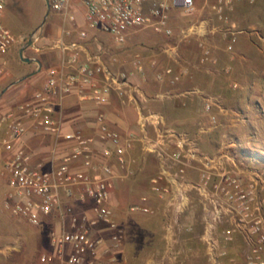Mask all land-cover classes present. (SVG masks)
<instances>
[{"label":"built area","instance_id":"1","mask_svg":"<svg viewBox=\"0 0 264 264\" xmlns=\"http://www.w3.org/2000/svg\"><path fill=\"white\" fill-rule=\"evenodd\" d=\"M200 1L226 22L224 12L232 9L235 0H50L51 11L73 22H77L74 11L84 9V23L94 32L80 27L77 39L56 42L54 46L63 56L59 65L49 68L45 84L32 97L0 114V142L9 153L4 161L8 174L4 208L35 227H44L49 221L56 225L51 233L54 252L42 254V262L57 258L65 264H94L120 247L125 238V229L115 218L112 192L116 163L127 171L126 176L132 173L130 151L137 139L112 127L103 111L96 116L95 131L78 127L64 132L61 111H57L63 99L75 92L102 106L110 102L114 91L124 95L135 90L131 78L135 70H143L144 57L134 53L123 59L100 41L99 33L108 34L117 45H125L132 34L145 28L171 36L170 21L177 16L170 11L177 9L189 16ZM4 10L5 0H0V60L23 40L2 21ZM231 29L227 26L224 34L234 33ZM180 33L185 37L197 34L196 23ZM33 37L36 42L40 36L36 32ZM92 43L96 47L90 52ZM208 56L209 51L204 50L201 62ZM5 64L0 63V77L7 72ZM166 77L175 83L180 74L171 66L156 72L158 80ZM214 105L218 106L214 99L204 98L206 113ZM140 114L145 135L139 140L144 149L168 159L176 169L172 177L165 172L153 177L152 191L163 198L170 190L163 183L171 180L178 182L179 190L183 184L196 187L206 215L205 241L213 264H264V166L249 165L235 154H206L185 132L167 128L158 111ZM210 122L212 128L217 126V117L211 115ZM149 127L153 135L147 132ZM30 129L53 137L48 152L21 143ZM188 168L196 169V183L186 178ZM131 209L150 211L144 204ZM217 231L220 239L214 236ZM237 237L244 246L230 253L228 246Z\"/></svg>","mask_w":264,"mask_h":264},{"label":"rangeland","instance_id":"2","mask_svg":"<svg viewBox=\"0 0 264 264\" xmlns=\"http://www.w3.org/2000/svg\"><path fill=\"white\" fill-rule=\"evenodd\" d=\"M236 5H238V10L233 11L232 21L228 19L226 22L218 19L210 7V9L206 8L200 12L202 14L200 21L196 19L198 15L195 16V12L187 16L182 14L180 10L172 9L170 14L177 17L170 21V27L173 31L171 36L160 34L152 28H145L132 34L125 45H117L108 34L99 33L100 41L104 42L111 52L118 53L123 59H129L128 56L134 53H141L145 65L150 66L151 63L150 77L145 85L146 92L150 97L149 105L156 110H161L165 114L167 125L185 132L206 154L215 153L219 143L226 138L238 141V133L227 132L223 128L224 118H220L216 114L219 106H212L210 112L206 113L202 97L196 96L195 102H187L186 105H183L177 98L168 99L167 96L161 99L160 97L153 99L152 97H155L158 92L174 91L180 86L188 84V78H184L180 84L177 82H175L176 84L170 83L167 77L161 82H157L154 75L168 65L174 71L179 70L180 64L178 65V63L181 60L196 59L197 61L199 59L201 55L198 46L200 37L198 38L197 34H190L185 37L180 31L192 23L203 26L204 23H200L203 20H207L216 29L215 33L208 37V46L211 47L219 61L228 58V52L225 49L231 38L229 34L223 35V30L227 26L233 28V25L234 28H244V34L239 35L233 41V49L242 50L251 59L258 60L256 47H264V0L255 3H250L249 0H241ZM5 6L2 21L17 37L23 32L40 29L47 11L46 0H5ZM229 12L230 10L224 12L228 18ZM54 14L55 11L50 12L43 28L46 29ZM238 25L240 26L238 27ZM81 27L89 29L91 33L94 32L93 29L88 28L86 23ZM29 32H26L27 36L30 35ZM27 41L28 39L24 44ZM93 46L96 47V44ZM172 57H175L178 63ZM234 61L239 63L240 59L235 57ZM26 67L28 71L34 70L32 62L26 63ZM234 75L244 78V69L237 67ZM234 75L231 76L230 82H238L239 79H234ZM196 82L208 86L209 95L221 94L220 103L224 107L235 103V98L229 94V91L236 93L240 88V86H237L236 89L233 88L232 83L229 84V87L228 82L221 79L211 82L197 71ZM258 84V90L263 91L264 75L260 76ZM258 101L260 106L253 102L252 104L258 110L261 108L264 113V99ZM211 115L219 117L217 119L220 123L217 127H211ZM255 127L257 128L258 139L257 142H253L259 144L258 150L263 156L256 157L257 163L254 165L263 166L264 117L255 124ZM242 151L241 148L237 150L238 155L244 159L246 154H244L245 151ZM150 160H152V156ZM158 173L159 169L155 166L149 167L148 170H142L134 178L125 181L120 188L121 192H117V195L113 196L115 218L124 227L125 238L120 247L106 252L100 257V261L94 264H213L209 258V244L205 241L206 215L197 195L196 187H188L186 189L187 201L182 206L175 207L182 201V196L170 195L168 193L171 192H168L163 198H160L152 191L151 178ZM186 178L191 183H196V169L188 168ZM170 182L166 181L163 184L171 188ZM174 182L172 181V183ZM176 183L178 184V182ZM5 184L3 180L0 181V264H51V262H42L41 257L42 254L53 251L50 242L53 222L49 221L44 227H35L10 214L3 205L6 192ZM177 188V185L173 188L175 192ZM144 197L146 200L143 199ZM169 202L170 205H168ZM141 204L147 205L150 211L131 209L133 205ZM214 236L219 239L222 237L219 231L214 233ZM243 246L241 238L237 237L228 248L230 253H233L239 251Z\"/></svg>","mask_w":264,"mask_h":264},{"label":"crops","instance_id":"3","mask_svg":"<svg viewBox=\"0 0 264 264\" xmlns=\"http://www.w3.org/2000/svg\"><path fill=\"white\" fill-rule=\"evenodd\" d=\"M257 1L259 0H255L253 3ZM240 2L241 0L234 1L232 9L229 12L228 19L230 21H232L231 17L233 13L238 10V5L236 4ZM235 5V9H233ZM209 7L210 6L206 3H203L201 1L198 2L195 12V16L198 15L196 19L200 21V19L202 18V14L200 12H203V10L206 8L210 9ZM74 12L77 16V22L71 21L69 17H66L64 14L55 12L46 29L43 28L46 21L44 23L42 22L43 24L41 23L40 29L35 30L40 36L39 40L34 42L32 46L27 47L24 51L25 57L30 58V61H24L21 58L20 51L25 45V41L29 39L35 31H26L30 33L29 36H27L26 32H23L20 36H18L23 38V40L21 39L18 41L19 44L18 42L15 44L13 49L6 56L5 60H0V63H3L4 61L6 62L5 66L7 69V72L0 77V94L6 87L16 82L14 85L9 87L0 97V114L9 111L12 108H15L18 104L32 97L35 91L45 84L49 68L60 64L63 53L61 49L54 46L55 43L60 39H63L66 42L77 39L78 30L80 29L81 25L84 24V9H81L79 11L75 10ZM203 21L200 22L202 24L204 23L203 26L196 25L197 37H200L199 39H201L198 43L199 49L201 50L199 59H197V61L196 59L183 61L181 60L179 61L180 63H178V60H176V58L173 59L178 63V65L180 64V69L176 70V72L180 74V78L177 83L180 84L182 83L184 78H188V84L182 85L179 87V89L174 91L164 90L158 92L156 93V96L152 98L155 99L156 97H160L161 99L164 98V96H167L168 99L177 98V100H180L183 105H186L187 102H195L196 96L202 97V99H204L205 97H211L215 101L217 100L219 109L216 114L220 118H224L223 128H225L227 132H233L236 134L238 133L239 140L232 141L226 138V140H223L221 143H219L218 147L215 150V153L235 154L238 158L242 159L237 152L238 148H241V150L245 151L244 154H246L243 160L249 165H254V163H257L255 158L263 156L258 150L259 144H254L253 141L257 142L258 139L257 128L255 127V124L262 120V118L264 117V113L260 107V110H258L256 106L254 107V104H252V102L257 106H260L258 100L264 99V86L263 91H259L257 88V86L259 85L258 83L260 80V76L264 75V47H256L258 53L257 55L259 57L258 60H255L254 58L251 59L245 53H243L242 50H234L233 44L232 48L229 50L227 46L233 43V41H235L239 35L244 34V28L239 27L240 25H238L239 28H234L233 25V28L231 30L234 33H228L231 38L229 40V44L225 49V51L228 52V58L224 61H219L218 58L214 55L211 47L208 46V37L211 34L215 33L216 29L213 25H210L207 20ZM200 43H203V46H200ZM93 45L94 43L90 44L89 46L91 47L90 52H93ZM204 50L209 51V56L206 60L201 62L200 59L203 55ZM235 57L240 59L239 63H236L234 61ZM37 61L41 62V67ZM28 62H32L34 64V70L28 71L26 67V63ZM39 67L40 70L38 71ZM150 67L151 63L150 66L145 65L142 71L135 70L136 73L131 78L133 88L135 89L133 92L128 91L124 95H119L116 91H114L112 93L110 102L106 105L98 106L92 100L84 99L79 93L75 92L67 95L63 99L62 105L57 107V111H61L60 117L63 120L64 132H68L78 127L84 128L87 132L95 131L96 116L99 111H103L106 114L107 120L112 127L117 129L125 136H133L137 139L135 141L134 148L130 151V155L134 160L133 162L129 163L132 173L126 176L127 171H125L122 166L116 163L117 176L115 178L114 189L112 192V203L113 196L117 195V192H121L120 188L122 184L125 181L134 178V176L138 175V173L142 170H148L149 167L155 166L159 169V172H165V175L167 177L173 176L172 174H174V172L172 173V169L173 171L176 170L174 166L169 165L168 159L162 160L156 157L155 154L146 151L144 149V145L139 140L145 135L139 125V118L141 115L140 111H158L162 114L164 124L167 128H172L179 131L175 127L166 124L165 114H163L161 110H156L149 105L150 97L146 92L145 85L148 78L150 77ZM237 67H241L242 69H244V78L238 76L236 77L234 75L235 69ZM35 71L38 72L30 75ZM196 71L207 77L211 82L215 81L216 79H221L224 82H228V85H231L232 83L234 86L233 88L235 89L237 88V86H240L239 91L236 93H234L233 91H229V94L235 98V103L230 106H222L220 103V97L222 95H209V93L207 92L209 89L208 86L204 85L203 83L196 82ZM27 75L30 76L26 79L21 80ZM232 75H234V79H239L238 82H230V80H232ZM154 79L157 82H161L156 78V74L154 75ZM219 123L220 121L218 122V124ZM246 130H248V132H246ZM147 132H149V134L151 135H153L154 133L151 127L148 128ZM21 143L28 145L35 151L46 153L51 148L53 137L41 135L39 133L33 132L30 129L22 137ZM8 155L9 153L4 150V147L0 142V181L3 180L6 183V190L8 189V174L6 173L4 168V161ZM151 156L152 160H150ZM176 185V182L172 183L171 181V188L169 190V192L171 193L168 194H175L176 196L179 195L183 197L182 201H180L179 204L175 205V207H180L185 204V201H187L186 189L189 187V185L183 184L182 188L180 190L177 188V191L175 192L173 188L176 187ZM168 205H170V202L168 203ZM52 226L54 228L56 225ZM53 252L54 248L52 253ZM99 261L100 258L97 259L95 263H98ZM51 264L65 263H62L57 258H55V260L51 262Z\"/></svg>","mask_w":264,"mask_h":264},{"label":"water","instance_id":"4","mask_svg":"<svg viewBox=\"0 0 264 264\" xmlns=\"http://www.w3.org/2000/svg\"><path fill=\"white\" fill-rule=\"evenodd\" d=\"M46 3H47V11H46V15H45V18H44V20H43V23L46 21V19H47L49 13H50V11H51L50 0H46ZM43 23H42V24H43ZM36 32H37V31H35V32L33 33V35L28 39L27 43L22 47V49H21V51H20L21 58H22L24 61H30V60H31L30 58L25 57V55H24V51H25V49H26L27 47H30V46L33 45V43H34V37H33V36H34V34H35ZM37 62L39 63V65H40V67H41V62H40V61H37ZM40 67H39L38 71L40 70ZM38 71H35V72L31 73L30 75L35 74V73H37ZM30 75H27V76L23 77L21 80L26 79V78L29 77ZM15 83H16V82H14V83L10 84L8 87H6V88L3 90V92L0 94V97L2 96V94H3V93H4L9 87H11L12 85H14Z\"/></svg>","mask_w":264,"mask_h":264}]
</instances>
